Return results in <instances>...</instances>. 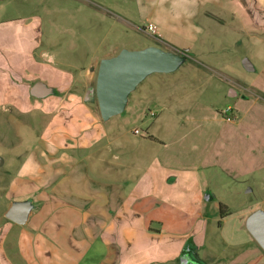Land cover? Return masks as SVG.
Masks as SVG:
<instances>
[{
    "label": "crops",
    "instance_id": "1",
    "mask_svg": "<svg viewBox=\"0 0 264 264\" xmlns=\"http://www.w3.org/2000/svg\"><path fill=\"white\" fill-rule=\"evenodd\" d=\"M86 1L119 19L129 31L165 45L164 52L181 56L182 62L171 72L148 74L128 94L122 114L138 103L153 106L156 115L145 113V136L128 145L115 127L107 125L111 118L104 120L101 113L98 118L95 96L89 94L96 87L101 62L123 50L101 60L91 58L87 67L76 66L59 58L62 43L52 38L43 17L0 15V109L19 116L40 114L44 119L42 126L34 120L41 128L31 133L40 141L39 147L30 148L15 174H9L8 190H0V198L6 199L0 214V264H180L189 245L192 259L199 264L263 260L264 252L249 232L243 240L227 243L244 247L243 252L215 260V254L206 249L208 232L221 206L227 216L231 209L211 190L205 198V192L197 188L201 171L218 170L234 180L243 175L256 180L264 173V104H258L264 90L257 83L242 86L234 80H228L226 89L215 85L213 94L223 92L233 102L227 106L234 109L236 118L231 121L211 113L210 106L201 105L188 119L169 112L174 104L204 97L211 86V79L204 82L193 77L197 69L188 61L190 55L211 58L213 69H221L218 58L210 55L215 51L208 50L202 38L209 31L221 32L219 28L234 20L227 1L127 0L125 14ZM239 1L251 19L248 6L254 0ZM61 19L59 33L75 38L73 28L64 26L65 18ZM149 24L157 27L156 35L148 32ZM65 44L69 53L80 49L75 41ZM38 82L52 93L34 97ZM252 103L260 110H250ZM247 114L253 119L249 128L242 126ZM225 122L232 127L220 125ZM185 133L198 134L201 141L180 152L175 139ZM237 134L247 135L249 143L237 142ZM125 153L131 158L125 159ZM0 163L6 164L1 156ZM260 180L264 181V175ZM257 188L262 190L258 180L251 192ZM211 198L215 199L213 209ZM18 205L28 206L21 224L7 217ZM258 211L264 215V208L246 211L244 231L249 216ZM223 226L218 222V227ZM99 247L102 254L97 262L92 251ZM10 251L17 252L18 262Z\"/></svg>",
    "mask_w": 264,
    "mask_h": 264
},
{
    "label": "rangeland",
    "instance_id": "2",
    "mask_svg": "<svg viewBox=\"0 0 264 264\" xmlns=\"http://www.w3.org/2000/svg\"><path fill=\"white\" fill-rule=\"evenodd\" d=\"M93 1L104 8L110 7L117 12L125 14V1L127 2V0ZM226 1V7L234 12V20L225 23V26L219 28L221 32L214 34V32L209 31L202 38L209 45L207 49L211 50V52L215 51L213 54L209 51L206 53H211L212 57L218 58L217 62H219L221 69H213V64L210 62L211 58L203 60L196 54L190 55L188 61L197 69L193 73V77L202 79L204 82L205 79L209 78L211 79V86L207 87L209 91L204 97L199 96L197 100L184 103V105L174 104L169 109L170 113L176 112L180 119L183 116L188 119L191 113L195 115V112L201 110V108L199 109L201 105L204 109L210 106L211 113L215 111L221 115L219 117L227 119L228 116L224 115L223 111L227 106L233 105V102L227 99L223 92L213 94L212 91L214 89L212 88L217 85L226 89L228 80H234L242 86L245 83H257L264 90V0H254V5L248 6L252 12V20L239 0ZM0 9V15L5 18L43 17L47 21L46 24L49 29L53 31L51 34L52 38H54L56 43H62L59 47L62 48L58 54L59 58L72 62L76 66L87 67L90 65L91 58L101 60L105 58L106 54L121 52L125 48L130 51H143L148 48L167 51L165 45L158 44L153 39L129 31L119 19L100 8L91 6L86 0H0ZM253 17L255 20H253ZM61 18H65L63 19L64 26L73 28L75 38H64L59 33L58 28L62 25L60 22ZM50 23H54V26H51ZM68 40L75 41L80 45L77 53L67 52L65 43H68ZM56 50L58 49L56 48ZM191 57H193V60ZM245 59L251 62L255 72L244 70L242 65ZM208 62L210 63L208 64ZM259 96L262 98L258 100V104H264V94H259ZM92 100L98 108V111H96L98 118H101L96 97ZM253 105L252 103L250 110H260L261 106L255 109ZM141 107L142 105L138 103L130 105L127 113L112 117L107 124L115 127L119 136L123 135L125 144L132 145L137 141H142L146 134L148 120L145 117V113L150 115L152 113L151 110H154V108L151 105ZM245 117L247 118L245 121L243 119L242 126L249 128L253 119L250 121L248 114ZM34 120H40V126L44 122L40 114L30 117L19 116L11 110L0 109V156L6 163L5 165L0 163V190L3 192L8 190L9 174H15L16 169L19 168L18 164L28 154L31 147L36 150L40 145L38 144L40 141L37 140L36 136H31V133L38 132L41 128L40 126H35ZM256 120L258 121L259 119ZM220 125L227 128L229 126L232 127L227 122L220 123ZM135 130H139L142 134L135 135ZM185 134V136L179 134L175 139L176 144L181 148L180 152L184 146L192 148L195 144H200L201 141V136L198 134ZM236 136L237 142L239 141L242 144L249 143L247 135L237 134ZM184 149L187 150L186 148ZM118 153H121V151H118ZM130 158L131 156L125 153V159ZM263 175L264 173L259 174L256 180H252L246 175H243L239 180H234L231 176L218 170L210 169L200 172V182L197 190L204 191L205 198H207V190H211L217 200L229 205L231 209L228 216L224 215L226 216L224 218H221L222 212L218 211L217 219L214 221L215 223L211 224L208 232L206 249L208 248L209 252L215 254L214 258L216 261H219L222 255L228 256L244 251V247H228L227 243H237L247 237L246 233H248V230H243L246 211L255 207L264 208V181L260 180ZM232 176L235 177V175ZM257 180L260 181L262 190L257 188L254 192H251L252 188L255 189ZM207 187L209 188L206 189ZM198 193L200 194V192ZM214 201L215 199H212L209 203L212 209ZM5 205L6 199L4 197L0 198V214L3 212ZM218 222H223L224 226L222 228L218 227ZM17 233L15 232V234ZM10 253L14 260L18 262L17 252L10 251ZM92 254H97V256L92 257L98 262L102 250L99 247L97 251L93 250ZM191 258L195 257L191 254ZM82 264L97 263L83 262ZM254 264H264V259H256Z\"/></svg>",
    "mask_w": 264,
    "mask_h": 264
},
{
    "label": "water",
    "instance_id": "3",
    "mask_svg": "<svg viewBox=\"0 0 264 264\" xmlns=\"http://www.w3.org/2000/svg\"><path fill=\"white\" fill-rule=\"evenodd\" d=\"M181 62V56L158 49L151 48L143 52L123 50L119 56L101 62L96 87L90 89L89 94L92 98L96 97L102 118L109 120L124 112L128 94L148 74L155 71L171 72ZM243 67L247 72H255L248 59L244 60ZM51 93L52 89L42 82H38L32 90V95L36 98H45ZM27 210V205L14 206L7 217L21 224L25 222ZM246 228L264 252V215L259 211L250 215L246 221ZM180 262L199 264L189 254H183Z\"/></svg>",
    "mask_w": 264,
    "mask_h": 264
},
{
    "label": "built area",
    "instance_id": "4",
    "mask_svg": "<svg viewBox=\"0 0 264 264\" xmlns=\"http://www.w3.org/2000/svg\"><path fill=\"white\" fill-rule=\"evenodd\" d=\"M147 30L152 35H156V33H157V27L155 25H153V24H149L147 26ZM223 114L228 116L227 119L229 121L234 120L236 118V117H234V109L232 107H227L223 111ZM151 116L155 117L156 115H155V113H151ZM134 133H135V135H141L142 134L139 130H135Z\"/></svg>",
    "mask_w": 264,
    "mask_h": 264
},
{
    "label": "trees",
    "instance_id": "5",
    "mask_svg": "<svg viewBox=\"0 0 264 264\" xmlns=\"http://www.w3.org/2000/svg\"><path fill=\"white\" fill-rule=\"evenodd\" d=\"M223 208H224V206H221V212H222V216H221V218H224V217H225V216H224L225 214H224V212H223ZM192 252H193V248H191V246L189 245V246L187 247V249L184 250L183 254H189V255L191 256Z\"/></svg>",
    "mask_w": 264,
    "mask_h": 264
}]
</instances>
